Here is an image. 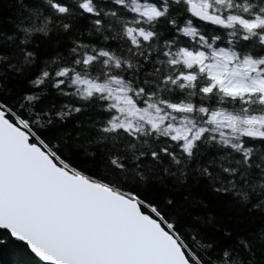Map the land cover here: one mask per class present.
Here are the masks:
<instances>
[{"label":"snow or ice","instance_id":"snow-or-ice-1","mask_svg":"<svg viewBox=\"0 0 264 264\" xmlns=\"http://www.w3.org/2000/svg\"><path fill=\"white\" fill-rule=\"evenodd\" d=\"M10 245L264 264V0H0Z\"/></svg>","mask_w":264,"mask_h":264},{"label":"trees","instance_id":"trees-1","mask_svg":"<svg viewBox=\"0 0 264 264\" xmlns=\"http://www.w3.org/2000/svg\"><path fill=\"white\" fill-rule=\"evenodd\" d=\"M27 259L29 257L11 245L0 248V264H24Z\"/></svg>","mask_w":264,"mask_h":264}]
</instances>
